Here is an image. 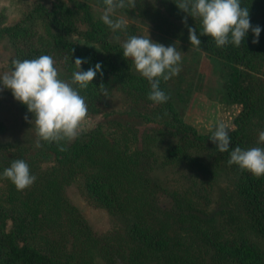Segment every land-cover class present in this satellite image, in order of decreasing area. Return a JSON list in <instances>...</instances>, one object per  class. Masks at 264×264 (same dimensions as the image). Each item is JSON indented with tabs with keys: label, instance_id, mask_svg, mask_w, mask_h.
<instances>
[{
	"label": "rangeland",
	"instance_id": "374dc122",
	"mask_svg": "<svg viewBox=\"0 0 264 264\" xmlns=\"http://www.w3.org/2000/svg\"><path fill=\"white\" fill-rule=\"evenodd\" d=\"M58 1L69 6L89 4L111 41L138 55L134 71L151 77L154 65L163 69L168 94L184 121L201 134H213L217 142L225 140L242 109L228 94L229 71L208 49L155 26L146 11L152 7L165 11L168 0H0V28L24 21L37 6L52 7ZM171 1L175 0L168 2ZM249 10L251 19L264 26V0H250ZM167 17L172 24L180 22L174 16ZM33 26L42 37L41 43L51 47L44 22L37 20ZM78 26L85 30L88 23L79 22ZM71 37L83 49L105 54L99 45L77 34ZM18 54L13 39L1 35L0 157L10 156L19 146H40L41 132L47 125L54 126L60 135L67 134L71 141L86 140L90 133H100L108 151L125 158L138 153L139 166L147 170L150 185L157 187L156 202L145 207V219L158 229L168 227L170 234L184 235L186 245L182 251L194 263L217 264V260L214 249L196 226L183 228L178 222L177 197L193 204L195 213L204 219L205 228L223 233L228 240L252 243L264 256V235L257 226H252L250 213L239 195L241 172L216 154L208 141L200 147L185 146L194 161L187 157L172 161L168 157L170 149L177 144L182 147L185 142L180 135L152 120L157 102L148 103L111 85L91 104L77 98L73 92V71L60 58L55 59L44 76L32 80L18 62ZM243 84L250 89L256 110L248 125L250 134L245 139L248 143L244 151L254 161L264 162V127L258 124L257 112L264 109V55L254 56L247 63ZM53 165L52 161L41 162L42 168ZM64 192L67 203L48 216L53 232H46L36 240L48 244L53 238L59 242L68 239L66 244L70 247L76 222H81L89 229L91 238L98 240L99 247L105 243L131 247L128 231L136 221L135 216L112 212L91 195L84 173L66 184ZM8 194L9 182L0 175V206L13 217L14 225L15 217L22 213V204L12 201ZM93 252L95 261L103 264L101 250ZM119 264L125 263L119 260ZM147 264L161 263L150 257Z\"/></svg>",
	"mask_w": 264,
	"mask_h": 264
},
{
	"label": "trees",
	"instance_id": "16d2710c",
	"mask_svg": "<svg viewBox=\"0 0 264 264\" xmlns=\"http://www.w3.org/2000/svg\"><path fill=\"white\" fill-rule=\"evenodd\" d=\"M168 1L165 11L154 7L146 11L155 26L208 49L229 71L228 94L242 109L223 142H217L213 134L199 133L184 121L168 94L163 69L154 65L151 77L134 71L138 55L111 41L106 27L94 18L87 3L69 6L58 1L52 7L37 6L24 21L0 28V36L7 34L13 39L19 49L18 62L32 80L44 76L58 57L73 71V92L78 99L93 104L105 88L117 85L148 103L157 102L152 120L185 142L182 147L174 145L168 157L172 161L183 157L194 161L185 146L200 147L208 141L216 154L241 172L239 195L250 213L252 226L264 235V162L254 161L244 151L250 134L248 125L256 110L250 89L243 84L247 63L254 56L264 55V26L251 19L250 0ZM167 16H174L179 24H172ZM37 20L49 30L51 47L41 43L42 37L33 26ZM79 22L88 23V28L81 30ZM72 34L99 45L105 54L83 49ZM142 63L146 65L144 60ZM257 110L258 124L264 127V109ZM137 157L138 153L125 158L108 151L100 133L71 141L51 125L42 129L40 146H19L10 156L0 157V175L9 182L8 197L22 204V213L15 217L14 225L13 217L0 206V264H99L93 252L98 249L105 259L103 264H119V260L147 264L150 257L161 264H196L182 251L186 245L184 235L170 234L168 227L158 229L145 219V207L156 202L157 187L150 185L147 170L139 166ZM44 161L54 165L42 168ZM79 173L86 175L90 194L110 211L135 216L128 231L130 248L108 243L99 247L98 240L91 238L81 222H76L70 247L68 239L59 242L53 238L48 244L36 240L53 232L48 216L67 203L65 186ZM176 203L178 222L183 228L199 229L214 249L217 264H264L262 251L256 245L224 238L223 233L203 226L204 219L195 213L190 201L184 203L177 197Z\"/></svg>",
	"mask_w": 264,
	"mask_h": 264
}]
</instances>
